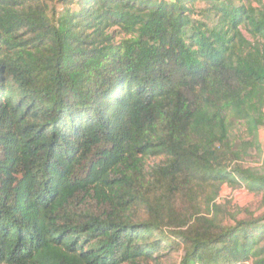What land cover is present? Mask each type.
<instances>
[{
  "label": "trees",
  "instance_id": "trees-1",
  "mask_svg": "<svg viewBox=\"0 0 264 264\" xmlns=\"http://www.w3.org/2000/svg\"><path fill=\"white\" fill-rule=\"evenodd\" d=\"M262 126L264 4L0 0V264H264Z\"/></svg>",
  "mask_w": 264,
  "mask_h": 264
},
{
  "label": "rangeland",
  "instance_id": "rangeland-1",
  "mask_svg": "<svg viewBox=\"0 0 264 264\" xmlns=\"http://www.w3.org/2000/svg\"><path fill=\"white\" fill-rule=\"evenodd\" d=\"M52 4L56 0H49ZM245 3H251L254 6H262L264 0H243ZM245 35L250 36L244 31ZM234 138L251 139L242 125L235 126L233 130ZM256 143L250 150L249 156L243 160L245 166L264 171V126H262L256 137ZM158 159H150V163ZM218 208L212 213L217 216L220 222L226 225H233L236 221L248 218H259L264 215V194L250 192L245 187L233 188L228 185L221 187L216 198ZM264 245V243H263Z\"/></svg>",
  "mask_w": 264,
  "mask_h": 264
}]
</instances>
